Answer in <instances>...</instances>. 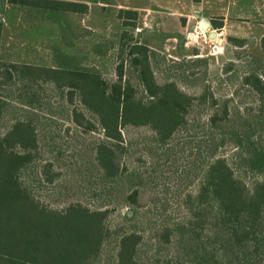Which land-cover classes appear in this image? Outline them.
<instances>
[{
    "label": "trees",
    "instance_id": "1",
    "mask_svg": "<svg viewBox=\"0 0 264 264\" xmlns=\"http://www.w3.org/2000/svg\"><path fill=\"white\" fill-rule=\"evenodd\" d=\"M6 1L74 12L87 8L65 0ZM124 13L136 16L134 10ZM122 33L111 81L90 70L0 59V264H264L263 61L251 56L240 70L229 60L222 76L210 77L207 58L174 60L141 43L139 33ZM228 39L238 47L246 43ZM260 45L264 55V36ZM164 63L166 73L159 75ZM225 82L232 89L223 92ZM41 84L67 88L70 103L76 95L80 106L68 111L70 121L98 133L86 140L82 159L96 169L92 202L53 208L35 197L24 178L37 161L38 181L52 184L62 175L53 168L60 149L49 156L54 151L46 144V122L22 117L16 105L45 110L34 90ZM184 84L196 87L189 92ZM14 92L12 104L6 96ZM134 130L149 131L147 137L166 152L182 133L192 137L194 185L177 196L179 216H164L170 201L142 199L146 189L140 186L123 198L113 194L119 180L134 172L128 164L131 146L140 143L133 141ZM121 206L127 210L120 212ZM117 212L113 223L109 217ZM140 249L149 251L147 263Z\"/></svg>",
    "mask_w": 264,
    "mask_h": 264
},
{
    "label": "rangeland",
    "instance_id": "2",
    "mask_svg": "<svg viewBox=\"0 0 264 264\" xmlns=\"http://www.w3.org/2000/svg\"><path fill=\"white\" fill-rule=\"evenodd\" d=\"M65 1L85 3L86 11L43 9L0 0V59L68 70H90L111 81L115 79V66L119 61L121 34L128 30L133 35L139 33L137 39L141 43L168 58H207L210 77L216 73L222 76L221 66L229 60L237 63V68L241 70L243 62L250 60L251 56L263 61L260 68L264 71V55L260 45V39L264 35V18L253 33L246 20L238 18L236 13H232L233 10H230L228 26L213 27V22L218 21L220 15L217 11H212L204 20L219 34V46L222 49L211 55V47L215 44L213 40L201 44L186 38V33L193 31L201 19L192 0ZM126 9L136 12L134 19L127 18L129 14L124 13ZM125 20L133 25H124ZM229 37L245 39L246 43L242 47L235 46ZM237 51L241 54L240 59L235 57ZM194 52L197 54L194 55ZM165 67L166 63L160 65L159 75L166 73ZM202 68L203 66H198L199 70ZM217 83L216 79L212 81L213 86ZM182 86L189 92L196 87L188 84ZM222 86L225 87H222L223 92L232 89L226 82ZM36 89L34 90L40 97L39 100L44 102L45 110L26 107L20 103L16 105L20 107L22 117L32 118L37 115L43 123L46 122V144L54 151L49 156L55 155L56 150L60 149L62 155L53 168H60L62 175L52 184L38 181L40 167L37 161L25 172L27 184L31 186L36 198L53 208L60 209L74 200L93 201L92 180H96V169L84 164L82 159L86 156L83 153L86 140L95 139L98 133H86L70 121L68 111L79 108L80 105L76 95L71 103L68 101L67 88L56 89L41 84ZM244 93L241 90L239 98ZM15 96V92L9 93L6 100L15 104ZM261 130L264 132V124ZM149 134L147 130L132 131L133 141L140 142L131 146L132 154L128 164L134 172L119 180L113 194L123 198L129 188L140 186L141 189H146L142 192V199L159 200L160 203L168 199L171 207L164 216L173 218L181 213L175 205L177 196L194 185L189 175H192L190 166L194 157L192 145L195 143L190 135L182 133L172 141L173 148L166 152L164 147L147 137ZM147 208H150L149 204ZM120 210L124 212L127 207L121 206ZM117 216L118 212L112 213L109 220L115 223ZM144 236L145 239L148 237L146 234ZM144 250L140 249L138 252L141 262L147 263L150 253Z\"/></svg>",
    "mask_w": 264,
    "mask_h": 264
},
{
    "label": "crops",
    "instance_id": "3",
    "mask_svg": "<svg viewBox=\"0 0 264 264\" xmlns=\"http://www.w3.org/2000/svg\"><path fill=\"white\" fill-rule=\"evenodd\" d=\"M191 2L196 7L197 15L201 17L197 27H201L202 21L210 25L204 18H208L212 14V11H217L216 13L220 15V19L218 20L222 22V26H228L229 18L231 17L230 10H233L232 13H236L238 18L246 20V23L252 28L253 33L256 31V26L262 24L264 18V0H192ZM205 29H210V27L208 26ZM215 33L214 38L218 40L219 34ZM219 41H221L220 38Z\"/></svg>",
    "mask_w": 264,
    "mask_h": 264
},
{
    "label": "built area",
    "instance_id": "4",
    "mask_svg": "<svg viewBox=\"0 0 264 264\" xmlns=\"http://www.w3.org/2000/svg\"><path fill=\"white\" fill-rule=\"evenodd\" d=\"M211 30H214V29H202L201 27H197L196 29H194L193 31H188L186 33V38L190 41H193V42H200L202 44L207 42L208 40L211 41L213 40V42L215 44H213V46L211 47V52L210 54L213 55L214 53L216 52H219L221 51L222 47L219 46V37H218V40H215V38L211 39V37L209 36V32ZM215 31V30H214Z\"/></svg>",
    "mask_w": 264,
    "mask_h": 264
},
{
    "label": "water",
    "instance_id": "5",
    "mask_svg": "<svg viewBox=\"0 0 264 264\" xmlns=\"http://www.w3.org/2000/svg\"><path fill=\"white\" fill-rule=\"evenodd\" d=\"M208 26H209V25L207 24V22H205V21H202V22H201V27H202V28L205 29V28H208ZM215 35H216V33H215L214 30H211V31L209 32V36H210L211 38H214ZM131 213H132L131 210H128V211H127V214H128V215H131Z\"/></svg>",
    "mask_w": 264,
    "mask_h": 264
}]
</instances>
